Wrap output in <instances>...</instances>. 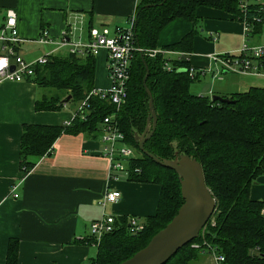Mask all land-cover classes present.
Wrapping results in <instances>:
<instances>
[{
	"label": "trees",
	"instance_id": "1",
	"mask_svg": "<svg viewBox=\"0 0 264 264\" xmlns=\"http://www.w3.org/2000/svg\"><path fill=\"white\" fill-rule=\"evenodd\" d=\"M242 1L141 0L134 15V31L148 67L141 51H137L131 66L129 94L119 109L108 98L91 93L95 87V55L56 52L47 63L36 66L30 79L50 88L37 100V109L61 108L69 95L67 102L81 101V106L69 123L24 124L20 151L23 169L30 170L36 156L50 153L63 132L97 136L102 132L104 117L115 113L126 140L137 150L136 155L126 160L130 179L159 182L162 186L157 212L143 218L144 228L130 232L128 217L117 218L119 227L98 242V253L92 260L95 264H119L133 255L174 217L184 201L179 173L138 147L136 133L145 130L151 114L150 97L144 85L148 69L147 85L153 93L157 125L145 147L162 158H175L181 153L196 157L217 199L216 210L200 235L179 248L164 264H192L201 253L193 245L196 242L203 247L205 243L216 246L217 252L225 257L222 264H264V200L250 196L252 183L264 173V86L223 95L235 101H221L191 91V83L199 74H190L185 55L176 58L173 69L167 70L161 52L153 56L148 53L149 49L158 48L159 33L173 18L198 20L196 9L201 4L233 11L244 22L246 17L248 35L261 32L264 10L259 7L263 4L249 2L243 9ZM258 17L262 20L258 21ZM194 33L192 30L168 47L190 50ZM179 67L188 70L179 72ZM17 261L18 240L12 239L7 264Z\"/></svg>",
	"mask_w": 264,
	"mask_h": 264
},
{
	"label": "crops",
	"instance_id": "2",
	"mask_svg": "<svg viewBox=\"0 0 264 264\" xmlns=\"http://www.w3.org/2000/svg\"><path fill=\"white\" fill-rule=\"evenodd\" d=\"M141 0H0V26L6 10L18 12V51L34 60L56 49L65 28L72 40L87 41L93 28L128 25ZM262 3L264 0H253ZM198 20L177 16L160 31L158 48L173 49L165 58L181 54L190 66L205 70L195 87L199 94L230 95L264 86V73L237 72L222 67L215 55L240 52L245 41L264 42L261 32L248 35L243 20L233 11L209 4L197 7ZM48 28L53 42H42ZM195 30L191 48H171ZM213 33V35H210ZM190 46V45H189ZM187 49V50H185ZM95 88H107L108 50L95 55ZM192 84V83H191ZM45 91L35 80H0V264H7L10 240H18L17 264H87L98 253V243L90 234V223L104 212L118 219L155 214L161 194L159 182L133 180L128 170L111 175L110 159L102 153L101 134L63 132L50 153L35 157L30 170L21 167V137L25 123H69L81 101L66 102L57 109H37ZM121 190L118 201H104L107 190ZM15 193H18L15 196ZM250 196L264 200V173L250 188ZM204 264H216L212 254L201 252Z\"/></svg>",
	"mask_w": 264,
	"mask_h": 264
},
{
	"label": "built area",
	"instance_id": "3",
	"mask_svg": "<svg viewBox=\"0 0 264 264\" xmlns=\"http://www.w3.org/2000/svg\"><path fill=\"white\" fill-rule=\"evenodd\" d=\"M249 2L253 0H243L241 7L246 8ZM264 10V5L259 7ZM258 21L262 18L258 17ZM246 22V17H245ZM135 18L132 17L128 25H117L113 33L109 28H93L89 40H72L69 28H65L57 42L56 49H66L68 52L78 55H97L102 47L108 50L107 69L110 77V85L107 88H93L91 93L99 95L102 98H108L119 109L125 102L129 94V81L131 78V66L133 58L137 51H143L135 40ZM246 25V24H245ZM249 26H246L248 33ZM210 35H213L211 33ZM18 12L14 7H8L4 23L0 26V80L21 81L30 79L34 76L35 68L48 62L50 56L56 53L51 50L40 55L34 60L26 59L18 51L19 42ZM42 42H53L54 38L49 34L48 28H44L40 36ZM173 49L154 48L149 49L148 53L153 56L158 52L163 55L171 53ZM181 55H185L182 53ZM222 63V67L237 72L264 73V42L256 45H250L245 41L240 52H227L224 55H215ZM12 64L15 65L12 68ZM163 67L167 70L173 69V62L170 58H165ZM190 74L196 76L205 73V70L197 71L195 68H189ZM82 117L85 112H82ZM101 139L103 141L102 153L110 159L111 175L116 176L117 171L128 170L126 160L136 155V148L130 144L125 137L124 131L120 128L115 113L104 117ZM121 190L117 188L109 189L104 195V201L115 202L121 197ZM18 193H15L17 196ZM264 213V206L262 208ZM117 217L113 213L104 212L100 217L94 219L89 226L90 234L95 237L98 243L101 238L109 232L119 227ZM145 226L143 218L137 215L128 217V228L130 232L137 233ZM206 242V241H205ZM196 247H201L203 252H208L214 257L216 264H222L225 259L223 254L217 252V247L211 243H205L204 247L198 242L194 243ZM87 264H95L93 261Z\"/></svg>",
	"mask_w": 264,
	"mask_h": 264
},
{
	"label": "water",
	"instance_id": "4",
	"mask_svg": "<svg viewBox=\"0 0 264 264\" xmlns=\"http://www.w3.org/2000/svg\"><path fill=\"white\" fill-rule=\"evenodd\" d=\"M141 54L147 66L144 51H141ZM14 67L15 65L12 64V68ZM187 70V67H179L177 71ZM148 75L149 69L144 77V85L150 97L151 114L148 116L145 130L142 133H136L138 147L153 157L155 161L179 173L184 201L174 217L158 230L145 246L119 264H164L179 248L200 235L202 228L211 219L217 206V199L207 184L203 165L196 157L181 153L175 158H162L145 147L146 140L153 134L157 125L154 97L147 85ZM212 97L221 101H235L221 94H214ZM69 98L70 95L65 98V102ZM151 120L152 124H150Z\"/></svg>",
	"mask_w": 264,
	"mask_h": 264
},
{
	"label": "rangeland",
	"instance_id": "5",
	"mask_svg": "<svg viewBox=\"0 0 264 264\" xmlns=\"http://www.w3.org/2000/svg\"><path fill=\"white\" fill-rule=\"evenodd\" d=\"M200 81H201L200 79H194V80H193V82H192V84H191V87H192V90H193V91H196V90H195V87H197V84H199ZM42 88H43V90H44L46 93L49 92V89H50L49 86H44V85H43ZM195 93H197V92H195ZM136 151H137V150H136ZM197 243H198V242H197ZM199 249H200L201 252H203V250H202L201 247H199ZM201 259H202V258H201L200 255H199V257H197V258H196L195 260H193L191 263H192V264H204L203 261H201ZM214 261H215V260H214Z\"/></svg>",
	"mask_w": 264,
	"mask_h": 264
}]
</instances>
